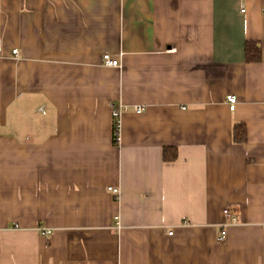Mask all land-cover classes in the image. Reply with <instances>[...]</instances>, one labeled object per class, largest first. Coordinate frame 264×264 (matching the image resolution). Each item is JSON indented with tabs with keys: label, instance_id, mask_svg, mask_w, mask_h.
I'll return each mask as SVG.
<instances>
[{
	"label": "crops",
	"instance_id": "crops-1",
	"mask_svg": "<svg viewBox=\"0 0 264 264\" xmlns=\"http://www.w3.org/2000/svg\"><path fill=\"white\" fill-rule=\"evenodd\" d=\"M0 264H264V0H0Z\"/></svg>",
	"mask_w": 264,
	"mask_h": 264
},
{
	"label": "built area",
	"instance_id": "built-area-1",
	"mask_svg": "<svg viewBox=\"0 0 264 264\" xmlns=\"http://www.w3.org/2000/svg\"><path fill=\"white\" fill-rule=\"evenodd\" d=\"M15 53V50L13 51ZM103 62L105 65L110 66V67H116L119 65V61L116 59L110 58L109 55H104L103 56ZM229 110L233 111L235 109L237 99L233 95H229L226 98ZM125 109V107H117L113 106L112 114L114 117V139L118 143V138H119V116L121 112ZM144 110L143 106H134L133 111L136 113H140ZM109 191H111L114 194H119V190L116 188L109 187ZM225 217L227 219L226 223L221 227L219 236H218V241H223L226 236V227L229 224H234L237 222L236 215L233 214L229 209H225L224 211ZM42 234H48L50 233L48 230L41 231Z\"/></svg>",
	"mask_w": 264,
	"mask_h": 264
},
{
	"label": "trees",
	"instance_id": "trees-1",
	"mask_svg": "<svg viewBox=\"0 0 264 264\" xmlns=\"http://www.w3.org/2000/svg\"><path fill=\"white\" fill-rule=\"evenodd\" d=\"M245 51H246V56L249 60H258L259 47H256L255 44L247 43ZM233 138L236 142H244L246 140V131H245L243 124L235 125L234 132H233ZM114 143L117 144V141H115V139H114ZM168 154H169V151L165 149L163 152L164 158L172 159L175 157V151H173V154L171 156H169Z\"/></svg>",
	"mask_w": 264,
	"mask_h": 264
},
{
	"label": "bare ground",
	"instance_id": "bare-ground-1",
	"mask_svg": "<svg viewBox=\"0 0 264 264\" xmlns=\"http://www.w3.org/2000/svg\"><path fill=\"white\" fill-rule=\"evenodd\" d=\"M223 226V225H222Z\"/></svg>",
	"mask_w": 264,
	"mask_h": 264
}]
</instances>
